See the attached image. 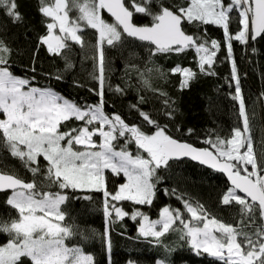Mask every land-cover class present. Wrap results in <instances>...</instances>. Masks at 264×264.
Instances as JSON below:
<instances>
[{
	"label": "snow or ice",
	"instance_id": "1",
	"mask_svg": "<svg viewBox=\"0 0 264 264\" xmlns=\"http://www.w3.org/2000/svg\"><path fill=\"white\" fill-rule=\"evenodd\" d=\"M150 4L151 0H147V3L141 0L139 4L133 0L134 12L122 0H99L98 3L86 0L80 5L79 21H85L88 27L96 29L99 34V75L94 76V79L99 84L97 95L101 102L96 105L79 106L51 88L30 87L27 91L22 90L29 81L16 77L10 71V61L6 55L10 50L0 41V111L6 116V119H0V133L11 155L24 161L33 173L39 171L38 158L42 157L47 162L49 178L54 177L53 182L60 189H103L106 217L111 218L114 213L115 218L122 219L129 214L117 204H109L107 198L114 202L131 201L136 205H151L157 193V185L163 182V178L157 175V169L168 167L172 159L191 157L227 174L233 187L223 197V204L235 201L242 206L241 211L248 216L249 223L254 224L251 216L254 204L258 203L260 215L264 218V159L254 154L253 141L248 135L249 118L233 57V41L247 46L250 42L264 39V0H190L187 7H179L175 11L162 6L160 13L153 15L154 23L151 27L135 26L132 23L133 15L151 14L148 7ZM66 7L65 0H55V7L45 6L40 9L43 15L55 21L47 24L48 32L40 39V43L46 45L51 54L61 55V50L68 47L67 40L82 44V36L78 34L82 29L78 21L69 22ZM0 9L14 21L21 19L15 0H0ZM101 9H106L115 17L117 25L129 37L150 41L156 46L157 52L179 53L194 49L198 56L199 72L208 75L214 74L211 70L222 45L215 39L209 41L195 34H187L182 28V22L221 28L225 37L223 47L231 63L230 86L234 85V93L230 95L238 103L239 116L243 118V131L239 127L234 128L228 139L206 138L203 142L209 147L197 149L172 138L167 134V127H161L146 112L140 111V116L147 124L155 127L151 135L140 127L129 126L119 114L112 117L105 115L102 110L105 84L103 45L115 46L121 41L122 33L117 25L101 19ZM236 19L239 30L233 33L230 25ZM57 26L62 35L53 34ZM252 51L255 52V49ZM171 71L181 75L182 89L189 87L197 75L190 67L177 66ZM115 91L122 93L123 89L117 86ZM164 103L171 107L169 100L166 99ZM166 114L172 115L171 112ZM73 118L82 121L83 126L67 132L60 131L62 123ZM95 122H99V128L90 130L89 126ZM97 133L103 137V141L99 145L100 151H92L97 147L93 141ZM126 134H130L138 148L143 149L149 158L139 155L133 157L123 149L114 151L113 141ZM62 141H66V146L62 145ZM74 145L84 146L85 150H74ZM105 169L117 175L123 173L127 178V182L121 184L114 193L104 187ZM3 190L12 191L7 203L18 210L20 219L10 225H0V231L12 236L6 245L0 246V264H17L22 256L30 257L32 264H92L90 255L83 254L79 248L64 245V238L71 233L67 227L53 222L64 220L60 206L66 200L65 195L39 192L34 183L24 182L12 174H0V191ZM237 190L244 193L245 197H250L252 203L238 195ZM164 192L166 195H176L175 190L170 193L164 189ZM184 208L197 224L184 220L179 209L172 210L169 207H164L160 219L155 221L149 220L140 211H133L131 215L132 219L138 216L142 218L141 235L154 238L157 244L179 221L186 230L181 238L187 239L193 248L202 250L220 264H264V227H258L254 233L249 234L215 218L208 219L202 208L194 207L186 200ZM200 222H203V227L198 226ZM157 225L160 227L157 228ZM157 264H166V260H158Z\"/></svg>",
	"mask_w": 264,
	"mask_h": 264
},
{
	"label": "trees",
	"instance_id": "2",
	"mask_svg": "<svg viewBox=\"0 0 264 264\" xmlns=\"http://www.w3.org/2000/svg\"><path fill=\"white\" fill-rule=\"evenodd\" d=\"M53 1L15 0L21 17L19 21H14L0 9V41L10 50L6 54L10 71L16 77L29 81L25 89L51 88L79 106L96 105L101 102L97 95L99 84L94 79V76L99 75V34L96 29L79 21L80 11L76 7L86 0H65L70 18L78 21L82 29L79 32L82 44L67 40L68 47L61 50V55L51 54L40 43L41 37L48 32L47 24L52 22L40 9L50 6ZM140 2L136 0L137 4ZM189 2L151 0L148 5L151 14L135 13L132 21L138 26H150L154 23L153 15L159 14L162 6L175 11L179 7H187ZM124 4L134 12L133 0H124ZM99 14L106 23L116 25L102 9ZM182 28L187 34H195L209 41L215 39L221 43L222 47L211 70L214 74L199 72L198 56L194 49L179 53L157 52L150 44L122 34L121 41L115 46L103 45L105 84L102 110L109 117L119 114L129 126L140 127L151 135L155 127L140 116V111L146 112L161 127L166 126L167 134L172 138L203 149L209 147L203 142L206 138L228 139L234 128L239 127L243 131V118L239 116L238 103L230 95L234 93V85L230 86L231 63L223 47L225 37L222 29L215 25L189 24L186 21H183ZM238 30L236 19L231 23L230 31L235 33ZM233 57L249 118L248 135L253 141L254 154L264 159V39L250 42L247 46L233 41ZM177 66L190 67L197 73L189 87L182 89L181 75L172 73L171 70ZM117 86L123 89L122 93L115 91ZM166 99L171 102V107L165 106ZM168 112L172 115L168 116ZM3 118L0 112V119ZM82 126V121L73 118L63 122L60 131L67 132ZM89 128H99V124L94 123ZM93 140L99 142V135L96 134ZM127 140L129 144L125 143ZM113 142L115 148L125 149L131 156L147 155L135 145L130 134L118 137ZM74 148L80 147L74 145ZM38 161L39 171L33 173L24 161L11 155L0 133V173L12 174L24 182L34 183L39 192L65 195L66 200L60 206L64 220L57 222L71 233L64 238V243L68 248H79L83 254L90 255L92 264H156L158 260H166V264H220L207 253L195 251L187 239L181 238L186 230L179 221L160 238L159 244L152 237L140 236L137 232L139 219L130 218L133 211H140L154 220L164 207H169L172 210L179 209L183 219L190 221L191 215L184 208L186 200L192 206L202 208L207 218H215L249 234L258 227H264L258 204L253 205L251 216L254 224H250L248 216L241 211V205L235 201L223 204V197L232 188L225 178L188 160H170L168 167L157 169V175L163 178V182L157 185L151 205H136L131 201L114 202L107 198L109 204H117L129 213L122 219L115 218L114 213L111 218L106 217L103 190L60 189L53 182L55 178H49L47 162L42 157ZM241 174H244L243 171ZM124 182L121 173L104 172V187L109 192L114 193ZM164 189L170 193L175 190L176 195H166ZM10 193H0V225H10L20 219L18 210L7 203ZM10 239L12 236L0 231V246L7 244ZM17 264H32V260L22 256Z\"/></svg>",
	"mask_w": 264,
	"mask_h": 264
},
{
	"label": "rangeland",
	"instance_id": "3",
	"mask_svg": "<svg viewBox=\"0 0 264 264\" xmlns=\"http://www.w3.org/2000/svg\"><path fill=\"white\" fill-rule=\"evenodd\" d=\"M89 2V1H88ZM96 2V1H95ZM85 3V2H84ZM84 3H80L78 6H76L77 7V9L79 10V8H80V5H82V4H84ZM96 3H98V2H96ZM50 7H55V0L53 1V3L52 4H50ZM65 11H67L66 10V8H65ZM80 11V10H79ZM67 13H68V11H67ZM63 13H61V15H62ZM81 16V12H80V14H79V17ZM51 18V20H52V22L51 23H55V21L52 19V17H50ZM68 18H69V22H71V21H73L71 18H70V16H69V13H68ZM82 23H85L86 24V22L85 21H81ZM109 24V23H108ZM80 27V26H79ZM53 34H55V35H62L61 33H60V31H59V27L57 26L55 29H53ZM78 34H79V32H78ZM71 41V40H70ZM46 46V45H45ZM47 47V46H46ZM22 90H24V91H27V90H29V88L28 89H25L24 87H23V89ZM0 112H2V111H0ZM3 113V112H2ZM3 115H4V113H3ZM3 119H6V116L4 115V118ZM95 123H98L99 124V122H95ZM100 126V125H99ZM105 130H107V126H105ZM97 135H99V133H97ZM94 137V136H93ZM94 141V140H93ZM102 141H103V137H101L100 135H99V142H95V144H96V146L97 147H95V148H93V149H91L92 151H100V148H99V145L102 143ZM129 140H127L125 143L126 144H129V142H128ZM62 143V145H65L66 146V141H62L61 142ZM135 145H136V143H135ZM77 146H79L80 148H78V149H75L74 148V150H79V151H84L85 150V148H84V146H81V145H77ZM21 147H23V146H21ZM113 148H114V151H120V150H122V148H115L114 147V142H113ZM123 150H125V149H123ZM140 150H142L143 151V149H140ZM127 151V150H126ZM130 154V153H129ZM133 157H135V156H133ZM143 158H149L148 157V154L146 155V157H143ZM106 170H109V171H111L110 169H105L104 170V172L106 171ZM104 172H103V175H104ZM112 172V171H111ZM113 173V172H112ZM122 175H123V173H121ZM123 177L125 178V182L124 183H126L127 182V178L123 175ZM123 183V184H124ZM76 190H80V191H97V190H95L94 188H91V187H84V188H76ZM103 190V189H102ZM12 195V192L9 194V197ZM9 197H8V199H9ZM161 212V211H160ZM38 215H42V213H37ZM130 218H132V215H130ZM138 219H139V224H138V228H137V232H138V234L140 235V236H143V235H141V232H140V227H141V223H142V218L141 217H137ZM158 219H160V214H159V216H158V218H156V219H154V220H152V221H155V220H158ZM209 219V218H208ZM150 220V219H149ZM191 221V223H193V224H197V222L196 221H192V219L190 220ZM54 223H57V221H53ZM143 223H147V221H144ZM198 226L199 227H203V222H200L199 224H198ZM160 227V225H157V228H159ZM215 235H217V236H219L220 234L219 233H214ZM34 236H35V234H34ZM143 237H145V236H143ZM6 245V244H5ZM64 245H65V243H64ZM189 245L191 246V244H190V242H189ZM2 246H4V245H2ZM66 246V245H65ZM67 247V246H66ZM192 247V246H191ZM193 248V247H192ZM195 251H197V252H199V251H201V252H203L202 250H197V249H195V248H193ZM28 257V256H27ZM30 258V257H29ZM31 259V258H30ZM128 264H133V263H128ZM156 264H157V262H156Z\"/></svg>",
	"mask_w": 264,
	"mask_h": 264
},
{
	"label": "water",
	"instance_id": "4",
	"mask_svg": "<svg viewBox=\"0 0 264 264\" xmlns=\"http://www.w3.org/2000/svg\"><path fill=\"white\" fill-rule=\"evenodd\" d=\"M122 2L124 3V0H122ZM102 11H103V13H104L108 18H110V19H111V20L117 25V22H116V20H115V17H113V16H112V15H111L106 9H102ZM132 23H133V21H132ZM133 24H134V23H133ZM182 24H183V22H182ZM134 25H135V26H138V25H136V24H134ZM117 26H118V25H117ZM151 26H152V25L147 26V27H151ZM138 27H145V26H138ZM118 28L120 29V31H121V33H122L123 35H125L126 37H129L126 33L123 32L122 27L118 26ZM129 38H132V39H135V40L141 41V40H139V39L136 38V37H129ZM141 42L148 43V44H150L152 47H154V48L156 49V46L153 45L150 41H141ZM183 143H185V142H183ZM190 145H191V144H190ZM193 147H194V146H193ZM195 148H196V147H195ZM197 149H200V148H197ZM172 160H175V161L188 160V161L193 162V163H195V164H198V165H200V166H202V167H204V168H206V169H209V170H211V171H213V172H215V173L221 174V175L225 178V180L227 181V183L229 184V186H230V187H233L232 184H231V181L229 180V178H228V176H227L226 173L221 172V171H218V170H216V169H214V168H212V167H210V166H208V165H206V164H202V163H200V162L197 161V160H193V159H191V157H181V158H179V159H172ZM0 174H2V173H0ZM6 192H12V191H11V190H3V191H0V193H6ZM237 193H238L241 197H245V194L242 193V192H239V190H237ZM245 198L251 202V198H250V197H245ZM256 204H258V203H256Z\"/></svg>",
	"mask_w": 264,
	"mask_h": 264
}]
</instances>
